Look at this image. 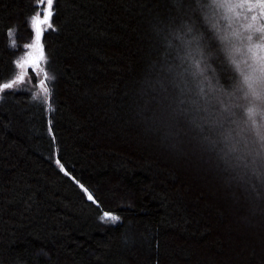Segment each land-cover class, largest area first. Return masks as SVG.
Returning a JSON list of instances; mask_svg holds the SVG:
<instances>
[{
	"label": "trees",
	"instance_id": "16d2710c",
	"mask_svg": "<svg viewBox=\"0 0 264 264\" xmlns=\"http://www.w3.org/2000/svg\"><path fill=\"white\" fill-rule=\"evenodd\" d=\"M58 3L43 40L47 81L32 70L0 102V264H264V99L246 96L244 82L253 75L264 95V65L249 51L264 42L259 10ZM42 11L37 0H0V82L19 75L14 61ZM156 24L174 33L159 51ZM158 79L167 92L149 88ZM153 96L171 104L163 123ZM233 147L255 160L242 180L221 166ZM57 158L117 224L99 219Z\"/></svg>",
	"mask_w": 264,
	"mask_h": 264
},
{
	"label": "snow or ice",
	"instance_id": "6c2138e0",
	"mask_svg": "<svg viewBox=\"0 0 264 264\" xmlns=\"http://www.w3.org/2000/svg\"><path fill=\"white\" fill-rule=\"evenodd\" d=\"M43 6V11L37 12L31 17V27L33 30V37L32 42L27 43L24 45L29 51L27 52L26 56L23 60H16L14 63L21 69L19 75L15 76V78L8 79L6 82H0V102H4L7 100V97L9 95H12L13 92L10 90L15 89L17 84L19 82L24 81L25 79V72L23 69L26 67H31L35 72L39 73L40 71H43L44 79L40 80V86L43 87L45 82L48 79V72L42 69V64L47 63V55L45 51V45H44V33H45V26H47L48 29H52L53 31H56L54 27V18L58 16V8L59 3L58 0H37V7ZM221 6H227V7H245L250 12L259 10V15H253L252 20L256 21L258 19L264 20V0H240V3L237 4H221ZM249 28L252 27V25H248ZM191 29H189L190 31ZM6 31L11 34L12 28L8 27ZM153 31L156 33L157 41L156 45L153 46V51H159V46L163 45L165 42L169 40V37L172 36L174 33L168 32L165 30V27H162L160 24L153 25ZM259 31L262 34V41H264V24H261L259 27ZM248 40L251 41L252 37L249 36ZM15 43V42H13ZM260 50V52H264V42H261L259 44H250L249 45V51L253 52L256 55V58L260 61L262 65H264V55L257 54L255 50ZM197 63V67H199V62ZM169 71H171V68H169ZM262 71H264V68H262ZM53 80H55V77H52ZM166 79V77H165ZM256 77L253 75H245L244 76V82L247 84V87L249 89V92L245 93V95H251L253 97H256L258 99H264V95L260 91H257L254 87V80ZM157 85H159L160 89L163 92H167V88L164 85L163 79H158L155 81V83L148 82L149 88L155 90L157 88ZM44 92L46 96L51 95L50 90L47 87H44ZM152 100L156 101L157 107L160 109V117L158 119L161 121V123L164 122V114L167 111L168 108L171 107V104H166L165 101L168 100L167 96H160L159 98L156 96H153L151 98ZM253 111V109H249V112ZM55 139V137L53 136ZM238 151L235 147L230 149V152H226L221 158V166H223L224 171H228L229 169L235 171L239 169L238 176H234L233 179H243L245 175H247L246 169L250 167L251 164H255V160L249 162L247 157L244 155L240 156H231V153H235ZM257 155L259 156L260 160V166L262 169H264V145L261 146V150L258 151ZM56 164L59 165L60 169L65 172L66 175L71 176V178L75 181V183L79 186L80 189L83 190L84 193L87 194V199L92 201L97 208H99L102 211V215H100V220L110 221V222H116L120 220V217L118 215H115L111 211H103L102 205L99 200H97L91 191L83 183H81L79 180H77L74 176H72L71 172H69L63 163H61L60 159H56Z\"/></svg>",
	"mask_w": 264,
	"mask_h": 264
},
{
	"label": "rangeland",
	"instance_id": "374dc122",
	"mask_svg": "<svg viewBox=\"0 0 264 264\" xmlns=\"http://www.w3.org/2000/svg\"><path fill=\"white\" fill-rule=\"evenodd\" d=\"M48 30V28L47 27H45V31H47ZM28 51H29V49H28ZM27 54V53H26ZM26 56V55H25ZM24 56V57H25ZM24 57L21 59V60H23L24 59ZM42 65H44V64H42ZM19 70L21 71V69L19 68ZM33 69L31 68V67H26L25 69H23V71L25 72V79H24V81H22V82H19L18 84H17V86L15 87V89H19V88H22V87H24L26 84H28L29 82H30V79H31V71H32ZM34 71V70H33ZM35 72V71H34ZM36 73V75H38L40 78H41V71L39 72V73H37V72H35ZM105 223H108V224H112V225H115V224H117L118 223V221H116V222H110V221H105V220H103Z\"/></svg>",
	"mask_w": 264,
	"mask_h": 264
}]
</instances>
